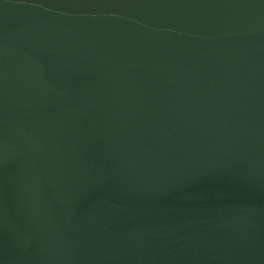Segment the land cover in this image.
<instances>
[{
    "label": "water",
    "instance_id": "water-1",
    "mask_svg": "<svg viewBox=\"0 0 264 264\" xmlns=\"http://www.w3.org/2000/svg\"><path fill=\"white\" fill-rule=\"evenodd\" d=\"M0 264H264V0H0Z\"/></svg>",
    "mask_w": 264,
    "mask_h": 264
}]
</instances>
